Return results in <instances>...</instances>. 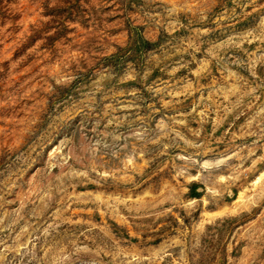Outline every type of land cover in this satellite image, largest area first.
<instances>
[{"label":"rangeland","instance_id":"rangeland-1","mask_svg":"<svg viewBox=\"0 0 264 264\" xmlns=\"http://www.w3.org/2000/svg\"><path fill=\"white\" fill-rule=\"evenodd\" d=\"M0 264H264V0H0Z\"/></svg>","mask_w":264,"mask_h":264},{"label":"bare ground","instance_id":"bare-ground-1","mask_svg":"<svg viewBox=\"0 0 264 264\" xmlns=\"http://www.w3.org/2000/svg\"><path fill=\"white\" fill-rule=\"evenodd\" d=\"M205 165V164H204ZM204 165H202V166H204Z\"/></svg>","mask_w":264,"mask_h":264}]
</instances>
